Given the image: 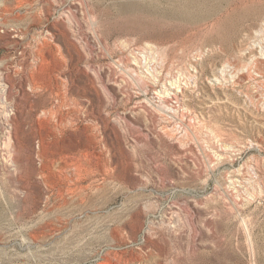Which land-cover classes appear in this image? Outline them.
Wrapping results in <instances>:
<instances>
[{
	"label": "rangeland",
	"instance_id": "374dc122",
	"mask_svg": "<svg viewBox=\"0 0 264 264\" xmlns=\"http://www.w3.org/2000/svg\"><path fill=\"white\" fill-rule=\"evenodd\" d=\"M0 264H264V0H0Z\"/></svg>",
	"mask_w": 264,
	"mask_h": 264
},
{
	"label": "bare ground",
	"instance_id": "6f19581e",
	"mask_svg": "<svg viewBox=\"0 0 264 264\" xmlns=\"http://www.w3.org/2000/svg\"><path fill=\"white\" fill-rule=\"evenodd\" d=\"M183 10V9H182Z\"/></svg>",
	"mask_w": 264,
	"mask_h": 264
}]
</instances>
